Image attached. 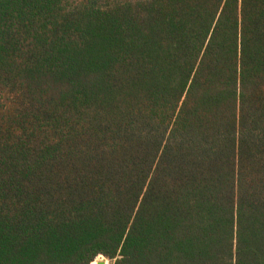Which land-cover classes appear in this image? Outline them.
Wrapping results in <instances>:
<instances>
[{
	"label": "trees",
	"instance_id": "1",
	"mask_svg": "<svg viewBox=\"0 0 264 264\" xmlns=\"http://www.w3.org/2000/svg\"><path fill=\"white\" fill-rule=\"evenodd\" d=\"M264 264V0H0V264Z\"/></svg>",
	"mask_w": 264,
	"mask_h": 264
},
{
	"label": "rangeland",
	"instance_id": "2",
	"mask_svg": "<svg viewBox=\"0 0 264 264\" xmlns=\"http://www.w3.org/2000/svg\"><path fill=\"white\" fill-rule=\"evenodd\" d=\"M95 261L96 262H93L92 264H98L101 261L105 262V264H112V262L109 259H107L106 257H104V256H99Z\"/></svg>",
	"mask_w": 264,
	"mask_h": 264
},
{
	"label": "water",
	"instance_id": "3",
	"mask_svg": "<svg viewBox=\"0 0 264 264\" xmlns=\"http://www.w3.org/2000/svg\"><path fill=\"white\" fill-rule=\"evenodd\" d=\"M98 264H105V262H102V261H101V262H100V263H98Z\"/></svg>",
	"mask_w": 264,
	"mask_h": 264
}]
</instances>
